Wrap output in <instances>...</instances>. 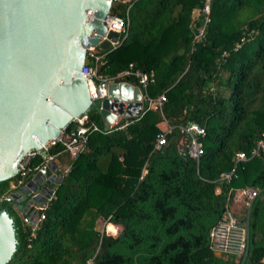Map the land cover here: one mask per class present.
<instances>
[{"label": "trees", "instance_id": "1", "mask_svg": "<svg viewBox=\"0 0 264 264\" xmlns=\"http://www.w3.org/2000/svg\"><path fill=\"white\" fill-rule=\"evenodd\" d=\"M202 5L136 0L127 37L112 50L97 48L105 52L99 72L114 76L132 63L153 72L146 94L165 99L150 106L144 100L140 116L89 132L75 156L59 140L50 145L48 154L67 170L33 220L24 221L8 197L44 158L28 157L24 176L0 181V206L16 238L7 264H240L243 252L217 253L209 231L226 209L244 227L249 200L239 213L230 201L245 187L256 194L244 264H264V154L234 160L264 138V0H210L206 23ZM98 106L87 114L104 128ZM163 121L172 129L156 148ZM190 122L204 128L198 160L178 128ZM232 168L231 178H222ZM100 221L116 233L101 230Z\"/></svg>", "mask_w": 264, "mask_h": 264}, {"label": "water", "instance_id": "2", "mask_svg": "<svg viewBox=\"0 0 264 264\" xmlns=\"http://www.w3.org/2000/svg\"><path fill=\"white\" fill-rule=\"evenodd\" d=\"M112 0H0V181L18 173V164L31 150H40L59 138L73 118L87 113L99 101L104 129L120 120L142 114L144 102L110 93L90 97L81 73L86 46L110 48L103 18ZM50 160L21 184L9 199L33 220L37 204L53 194L52 184L62 177L60 163ZM254 197L244 220L245 249L249 251V217ZM16 249L13 219L0 206V264H7ZM219 253L218 251H216Z\"/></svg>", "mask_w": 264, "mask_h": 264}, {"label": "built area", "instance_id": "3", "mask_svg": "<svg viewBox=\"0 0 264 264\" xmlns=\"http://www.w3.org/2000/svg\"><path fill=\"white\" fill-rule=\"evenodd\" d=\"M134 1L136 0H112L110 9L103 18V23L107 31H113L117 33V39L112 41L109 40L106 35L100 36V42L103 40H108L110 42V48L105 51L116 48L127 37L130 23L129 11ZM209 5L210 0H203L201 12L205 14V23L208 20ZM198 31L199 32L195 35V37L201 36L203 28H199ZM97 48V45L86 46L85 61L83 67L80 70L87 80L91 99L97 100L104 97L107 93V87L110 81H120L125 77H129L135 80L136 85L143 89V99L148 101L149 106L153 103H156V105L161 104V102L165 99L164 94H161L157 98L153 99L149 97L145 91L146 86L154 80L153 72H146L138 68H133L132 63H130L128 68L124 69L123 71L117 73L114 76H108L99 72L98 68L103 57L105 56V52H99ZM223 55H225V53H223ZM70 123L71 124L64 129L60 138L51 140L49 142H51L50 145H52L56 140L61 141L64 146L63 150L67 151L71 156H75L83 149L89 132L108 130L116 124H113L108 129L100 128L98 124L89 119L87 113L73 118ZM178 128L185 135L187 154L190 157L198 160L202 153V146L199 136L204 134V128L196 122L181 124L178 126ZM171 129L172 127L167 125V128L163 132H159L157 134L155 140L156 148H159L166 142V133ZM47 144L44 145L40 150H31L28 152V154H26L28 157H30L38 153L44 158V163L36 167V170H38L46 162L54 160L55 158L54 155L48 154L47 149L50 145L47 146ZM260 153L264 154V138L256 142V144L250 149L248 155L244 151L237 152L235 154L234 160L236 163L239 160H245L247 158L259 155ZM26 161L27 160L21 161L18 164V174H20V176H24L26 174ZM66 170L67 169H64L62 171V175ZM233 173L234 168H232L230 171L222 173V178L228 180L231 178ZM241 194L244 196V198H246V200H250L255 196L256 191L250 187H245L242 188ZM10 196L11 195H9V197ZM45 205L46 203L40 204L37 209L44 208ZM40 217L42 218L44 215L41 214ZM29 220H31L29 217H24V221L28 222ZM209 236L213 249L218 252L241 253L245 249V229L239 224L230 209H226L221 220L210 229ZM84 264H92V260H88Z\"/></svg>", "mask_w": 264, "mask_h": 264}, {"label": "crops", "instance_id": "4", "mask_svg": "<svg viewBox=\"0 0 264 264\" xmlns=\"http://www.w3.org/2000/svg\"><path fill=\"white\" fill-rule=\"evenodd\" d=\"M107 93H110L111 95H114L116 97H123L126 100L127 99H132L136 94H140L142 96V101L144 102L143 99V89H141L138 85H136L135 82H128V81H124V80H120V81H110L107 87ZM123 120V119H122ZM167 122L163 121L161 123H159V127L161 129H166L167 128ZM186 140V138H185ZM184 139L182 140L185 141ZM54 160H57V163H60V168L63 167V163L60 159H58L57 157L54 158ZM241 190L240 189H235L231 198V209L235 212V213H239L240 208L242 207V205L247 202L246 198H244V196L241 194ZM15 205V204H14ZM40 204L36 205V208H38ZM20 213H22L20 211ZM23 214V213H22Z\"/></svg>", "mask_w": 264, "mask_h": 264}, {"label": "rangeland", "instance_id": "5", "mask_svg": "<svg viewBox=\"0 0 264 264\" xmlns=\"http://www.w3.org/2000/svg\"><path fill=\"white\" fill-rule=\"evenodd\" d=\"M63 131H64V130H63ZM62 133H63V132H62ZM62 133L60 134L59 138L62 136ZM50 143H51V142H49V143L47 144V146L50 145ZM27 157H28V155H26V156L24 157V161L27 160ZM106 225H107V223L104 224V221H100L99 224H98V227H99L101 230H104L105 233H107V234H115V233H116L117 228H116L113 224H109L110 230H108V229L106 228Z\"/></svg>", "mask_w": 264, "mask_h": 264}]
</instances>
